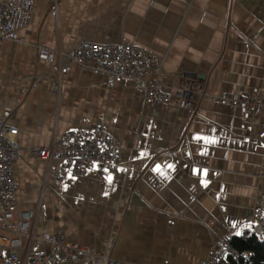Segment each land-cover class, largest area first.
<instances>
[{
    "label": "crops",
    "instance_id": "1",
    "mask_svg": "<svg viewBox=\"0 0 264 264\" xmlns=\"http://www.w3.org/2000/svg\"><path fill=\"white\" fill-rule=\"evenodd\" d=\"M19 36L23 43H0V109H14L9 124L23 148L14 164L18 201L39 205L38 232H59L125 264H201L218 238L255 228L264 192L259 121L212 98L264 84V0H36ZM122 39L161 59L164 87L181 73L198 77L196 105L151 106L131 81L110 86L76 65L61 75V60L38 58L39 47L67 52L83 40ZM101 119L122 146L121 165L54 181L61 164L32 149ZM194 169L207 172V187Z\"/></svg>",
    "mask_w": 264,
    "mask_h": 264
},
{
    "label": "built area",
    "instance_id": "2",
    "mask_svg": "<svg viewBox=\"0 0 264 264\" xmlns=\"http://www.w3.org/2000/svg\"><path fill=\"white\" fill-rule=\"evenodd\" d=\"M35 2L5 0L0 9V43H23L19 32L32 21ZM38 58L45 62L61 60V75L69 73L76 65L102 75L110 86L122 80L131 81L151 106L174 101L180 109H192L202 89V81L187 73L179 74V83L175 87H164L156 79L161 71V59L127 39L115 44L83 40L67 52L39 47ZM32 86H37V80ZM26 92L22 91V96ZM212 101L234 107L245 122L259 121L257 139L264 160V84L252 89L248 95L223 94L214 96ZM13 112L12 108L0 109V264H125L110 253H99L87 245L70 242L59 232L51 234L36 230L39 205L23 206L18 201L19 185L14 164L20 160L23 148L18 142L19 129L9 124ZM102 122L103 119L90 129L66 132L53 139L51 145L33 148L32 152L42 159L61 164L54 181L63 179L68 173L82 175L94 165L105 170L119 167L122 146L104 129ZM252 220L254 231L260 236L264 229V192L256 199ZM234 235L231 231L218 238L212 255L201 264H226L228 257L237 260L239 255L231 246Z\"/></svg>",
    "mask_w": 264,
    "mask_h": 264
},
{
    "label": "trees",
    "instance_id": "3",
    "mask_svg": "<svg viewBox=\"0 0 264 264\" xmlns=\"http://www.w3.org/2000/svg\"><path fill=\"white\" fill-rule=\"evenodd\" d=\"M231 246L239 258L228 257L226 264H264V229L260 236L254 228L241 236L235 234Z\"/></svg>",
    "mask_w": 264,
    "mask_h": 264
},
{
    "label": "snow or ice",
    "instance_id": "4",
    "mask_svg": "<svg viewBox=\"0 0 264 264\" xmlns=\"http://www.w3.org/2000/svg\"><path fill=\"white\" fill-rule=\"evenodd\" d=\"M197 139L203 140L206 143H215L214 138L213 139H209L207 137H197ZM165 167L171 169L173 166L171 164H168ZM153 170L156 171L157 173H159L162 176H165L166 175L160 165H157ZM193 175H199L200 176V181L199 182H200L201 186L207 187V181H206V179H204V177H206V175H207V172L206 171L200 172L199 170H195L194 169L193 170ZM111 179H112V177L109 176L108 177V180L111 181Z\"/></svg>",
    "mask_w": 264,
    "mask_h": 264
}]
</instances>
